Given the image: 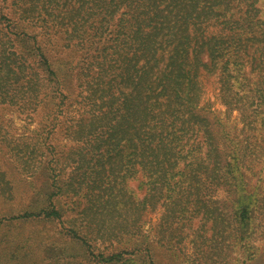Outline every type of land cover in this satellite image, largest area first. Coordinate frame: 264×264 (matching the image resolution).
<instances>
[{
    "label": "rangeland",
    "instance_id": "374dc122",
    "mask_svg": "<svg viewBox=\"0 0 264 264\" xmlns=\"http://www.w3.org/2000/svg\"><path fill=\"white\" fill-rule=\"evenodd\" d=\"M126 2L127 0H0V14H7L13 19L21 16V24L26 27V32L30 36L35 35L40 44L47 43L46 53L52 61L57 64L61 63L60 60L73 59V63L79 64L75 71L69 72L70 79L66 80L70 97L63 100L55 97L53 92L57 85L55 81L47 80V70L41 67L44 66L43 63L33 54L26 35L17 38L23 57L17 58L19 60L16 67L22 73H12L15 63L13 52L16 51L1 30L0 22V264H93L94 260L85 245L67 234L68 228L77 224L76 210L80 207V199L73 196L70 185H79L78 174L85 167L79 149L82 131L78 130V125L85 117L89 118L91 108L101 106L98 98L101 94L107 96L111 85L119 82L123 92L134 93L133 80L137 78L135 74L143 72L153 75L149 64L144 62L149 49H135L127 37L129 34H125L131 28L130 23L136 24L146 15L142 13L143 5L141 0H133L129 4ZM78 6L82 18L78 20L79 29L69 34L56 30L54 27L59 26L58 20L71 15L66 9ZM238 8L234 7L236 13L241 12ZM123 11H129L124 16L129 17L127 27L114 31V23L110 21L112 13L118 17ZM223 22V17L214 16L205 22L203 35H215L226 40L229 32ZM94 25H99V32L106 31L102 33L106 36L100 37L97 42L88 35L93 32ZM108 25L111 29H108ZM160 32L155 33L156 37ZM163 39L167 44L168 36L165 35ZM179 39L180 44L185 43L183 36ZM193 43L195 45V40ZM166 63L167 60L157 62L158 67L154 69L156 74L160 67L182 73L186 69L191 77L192 73H196L193 78V99L196 103L190 108L194 116L191 119L189 116L188 122L199 121L221 150L232 152L235 148L230 155L233 178L228 176L226 181L220 180L224 183L213 185L207 179L205 186L208 189H204L211 192L208 205L223 212L224 221H227L223 227L227 231L220 230L219 234L216 233L209 240L211 222H203L200 211L182 226L183 231L170 236V230L177 225L169 228L165 222L172 218L169 216L166 220V216L163 217L166 214L163 213L165 204L168 202L163 204L162 197L156 201L152 210L148 207L142 214L138 225L142 228L143 235H126L121 243L115 242L112 245L102 237L89 233L87 236L92 238V249L95 254L102 251L103 256L108 257L114 246L142 248L146 243L155 264H264V103L251 104L248 98L252 93L249 91L235 94L224 88L225 77L215 68L206 70V67L197 63L189 67L190 64L186 62L185 67L181 65L180 70L173 64L166 66ZM77 72L80 73L76 75ZM253 75L252 79L259 78L257 74ZM131 76L135 78L130 80ZM162 77L169 84L168 90L165 89L169 96L164 97V91L160 88L149 90L148 93L152 94L150 100L156 106L153 111L160 106L164 108L159 123L170 129L173 126L168 122L171 119L177 121L171 116L172 105L178 99L174 101L175 96L170 91L171 78L168 79L165 75ZM124 84L126 85L123 86ZM86 94V98L82 97ZM93 104L96 106L91 107ZM186 124L185 122L176 130L172 139L185 153L200 140V135L192 133L193 129L187 130ZM81 129L86 130L83 127ZM189 160L186 155L179 158L172 182L180 178L178 171ZM97 168L103 177L100 162ZM114 177L111 174L105 178L107 186L109 183L123 185L131 199L124 202L122 195L114 203L103 205L107 208H111L110 205L127 206L131 209L126 214L128 219H134L137 217L138 207L135 199L141 198L145 193L144 183L147 178L139 172L126 176L122 182L120 174L118 179L112 181ZM230 181L232 185L225 183ZM81 186L85 189V185ZM112 189L115 186L112 185ZM53 190L59 191L56 195L57 204H61L63 222L41 216L18 218L24 209L35 212L40 207H50L45 199ZM108 191L103 190V193L107 194ZM249 198L254 203V209L250 219L244 224L245 222L235 220L233 210L239 200L247 202ZM147 263V257L139 254L107 264Z\"/></svg>",
    "mask_w": 264,
    "mask_h": 264
},
{
    "label": "trees",
    "instance_id": "16d2710c",
    "mask_svg": "<svg viewBox=\"0 0 264 264\" xmlns=\"http://www.w3.org/2000/svg\"><path fill=\"white\" fill-rule=\"evenodd\" d=\"M127 2L129 4L133 0H127ZM263 3L264 0H141L142 13L146 15L136 24L130 23L131 28L125 34L130 35L127 37L135 49L141 51H144L146 47L149 49L150 52L148 51L144 62L149 64L153 75L143 72L135 74L134 76L137 78L133 80L135 83L134 93L123 92L119 87V82L117 85H111L107 96L101 94L98 98L101 101L99 103L101 106L99 105L97 109L91 108L88 114L89 118H82L85 124H82L84 121H80L78 125V130L82 131V144L79 149L85 167L78 174L79 185H70L73 196L80 199L78 204L80 207L76 210L77 224L70 226L67 234L85 245L88 254L94 260L93 264L118 262L129 255L139 254L147 257V264H155L151 250L146 243L142 248L138 246L126 249L120 245L114 246L115 248L108 257H104L102 251L94 253L90 242L92 238H88L87 235L94 233L95 237H102L112 245L115 242L121 243L126 235H143L142 228L138 225L139 220L145 210L148 207H151L152 210L156 201L162 197L163 204L168 202L165 204L163 213L166 214L163 217L166 216V220L169 216L172 218L165 222L169 228L177 225L175 229L170 230V236H176L181 230L183 231L182 226L186 225V222H190L200 211V219L203 222H211L212 232L209 240H212L216 233L219 234L220 230L227 231L223 227L227 223L224 221L223 212L208 205L211 192L208 193L204 189H208V186H205L207 179H209V184L213 185L214 183H224L223 181H226L228 176L233 178L231 175L232 156L230 155L234 153L235 148L232 152H230L231 150L229 152L221 150L217 142L212 140L210 132L199 121L188 122V117L190 116L191 119L194 116L190 108L196 103L193 99L195 72L191 77L186 69L182 73V71L175 72L170 68L160 67L158 74L154 69L158 67L157 62L165 60L168 61L166 66L173 64L180 70L181 65L185 67L186 62L190 64L189 67L197 63L206 67V70L215 68L221 71L225 77L224 88L235 94L249 91L252 93L248 98L250 103L262 105L264 103ZM125 6L127 5L125 4ZM79 7L67 8L66 10L71 13L69 18L66 16L68 20L63 16L58 20L59 26L54 28L65 34L76 32L79 29L78 20L82 19L78 11ZM234 7H239L241 12L236 13ZM126 12L129 11H123L118 17L112 13L110 21L114 23V31L127 27L126 21L129 17H124ZM214 16L223 17V24L229 32L226 40L215 35H203L205 22ZM20 18L21 16H18L13 19L7 14H0L1 30L4 31L16 51L13 52L15 63L12 73H22L16 67L19 60L17 58L23 57V51L17 38L26 35L29 38L33 54L39 57L38 60L44 65L41 67L45 71L47 70V80L55 81L54 83L57 85L53 92L55 97L62 100L69 98L66 80L70 79L69 72L78 68V62L73 63V59L68 61L66 59L65 61L60 60L61 63L56 64L52 61L46 53L47 43L40 44L35 35L30 36L26 32V27L21 24ZM19 25L20 28H18ZM148 26H150L149 29H145ZM108 29H111L109 25ZM162 29H164L163 32H160ZM103 32H99V25H94L93 32L88 35L97 42L100 37L106 36V34H102ZM158 32H160L159 36L156 37L155 33ZM165 35L168 36L167 44L163 39ZM180 36L186 39L184 44L179 43ZM112 40L114 41L115 38ZM193 40H195V45ZM1 61L2 59H0V66ZM78 73L80 72H77L76 75ZM253 74H257L259 78L252 79ZM163 75L168 79L171 78L170 91L175 96L173 97L174 101L178 99L172 105L171 116L177 121L171 119L168 122L173 126L170 129L159 123L161 111L164 108L160 106L158 110L153 111L156 106L150 100L152 94L148 93L149 90L154 91L156 88H160L161 91H164V97L169 96L168 91L165 93L169 84L165 83ZM135 77L131 76L130 80ZM75 89L77 88L75 87ZM184 96L186 98H182ZM82 97L86 98L87 94ZM95 103L98 102L95 101ZM102 104L105 105V108H102ZM94 106L96 104L91 105V107ZM92 110L94 111L92 112ZM197 117L194 118L197 120ZM185 122L187 130L193 129L192 133L200 135L197 144H193L186 153L172 140L176 130L181 128ZM185 155L190 160L185 163L182 170L178 171L180 178L172 182L176 174L174 171L176 164L179 158ZM99 162L103 169V177L97 168ZM138 172L147 180L144 183L146 185L145 193L141 198L135 199L138 205L136 208L137 217L128 219L126 214L131 209L127 206L126 208L125 206L110 205L111 208H107L103 205L104 203H114L122 195L124 202H129L131 199L123 185L112 184L115 186V189H112L110 183L107 186L108 182L105 178L114 174L113 181L118 179L120 174L123 178L122 182L126 176ZM225 183L232 185L231 181ZM82 184L85 185V189H82ZM103 190L108 193L104 194ZM58 193L59 191L53 190L47 195L45 201L50 204V207H40L35 212L24 209L19 213L18 218L41 216L63 222L61 204H57L58 197L56 195ZM203 196L207 198H203ZM252 209H254V203L250 198L247 202L239 200L237 207L233 210L235 220L246 224L253 212ZM113 216H115L114 220L111 221Z\"/></svg>",
    "mask_w": 264,
    "mask_h": 264
}]
</instances>
